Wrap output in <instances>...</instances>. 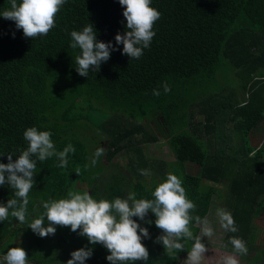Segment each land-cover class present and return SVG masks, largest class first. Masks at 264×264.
Here are the masks:
<instances>
[{"label":"trees","instance_id":"1","mask_svg":"<svg viewBox=\"0 0 264 264\" xmlns=\"http://www.w3.org/2000/svg\"><path fill=\"white\" fill-rule=\"evenodd\" d=\"M151 6L161 15L139 59L116 45L115 35L126 31L119 0H66L55 27L33 39L0 15V163H8V153L16 160L27 148L23 133L33 126L51 132L57 151L68 144L75 148L63 168L55 156L37 160L27 222L21 225L11 215L0 221V242L7 239L3 255L19 234L28 264H66L81 247L93 249L85 264H111L108 250L90 244L79 230L55 226L54 235L40 237L28 224L45 211L44 201L67 198L69 190L83 193L84 183L97 200L130 192L137 199L153 198L167 177L148 183L141 174L148 162L140 146L158 142V136L140 118L157 112L172 158L167 165L196 205L192 215L203 219L215 194L238 228L221 238L233 252L230 238H241L248 252L239 259L264 264V245L259 259L253 239L254 213L264 208V0H151ZM8 9L10 0H0V13ZM89 23L97 40L111 41L117 50L99 72L83 77L76 71L80 50L70 47V33ZM164 83L171 89L167 93ZM100 142L103 162L99 157L93 166ZM120 153L126 156L125 171L113 161ZM13 197L9 185H0V204ZM148 218L155 219L154 213ZM189 242L181 240L183 251L162 253L148 264H185Z\"/></svg>","mask_w":264,"mask_h":264},{"label":"clouds","instance_id":"2","mask_svg":"<svg viewBox=\"0 0 264 264\" xmlns=\"http://www.w3.org/2000/svg\"><path fill=\"white\" fill-rule=\"evenodd\" d=\"M66 0H10V9L0 13L5 19L15 22L17 29H22L26 38L46 36L55 27V17ZM126 19L124 34L115 35L116 45H123L122 54L132 59H139L143 50L148 48L155 35L154 23L161 13L151 6V0H119ZM14 35V34H13ZM72 49H79L75 57L76 71L80 76L88 77L90 72H99L102 62L110 59L112 51L117 50L111 41L97 40V32L92 23L82 30L71 33ZM164 92L171 89L163 84ZM153 95L159 96L160 91L153 89ZM24 139L28 142L16 160L8 153V163H0V185H9L14 193L6 204H0V221L7 220L9 215L23 225L27 222L29 192L34 186V173L37 160L45 161L57 157L58 167H66L69 153L75 148L68 144L62 151H57L51 139L50 131H40L36 127L27 128ZM105 149L99 147L94 153L92 165L104 155ZM35 157V159L33 158ZM7 173V175H5ZM148 176V170H141ZM151 199H137L136 193L130 192L126 197L94 199L87 191L80 193L69 190L67 198L50 199L43 202V209L38 218L33 219L28 227L40 237H47L56 232L55 226L70 227L71 231L87 238L90 244L103 245L109 252L106 259L111 264H135L136 261H148L149 252L142 243L143 238H149L148 228L142 227L133 217L151 224L145 220L150 212L155 215V225L162 230L156 237V242L162 243L166 253L179 252L185 249L181 240L194 241L188 250L185 264H201L208 251L202 237H212L213 227L207 217L193 216L196 205L186 195L182 180L175 174L168 173L167 178L159 182L151 193ZM220 227L225 232L235 233L238 228L231 213L223 208L217 209ZM45 219L47 226H45ZM196 221L202 225L200 235H194L190 223ZM139 230V231H138ZM230 243L234 252L246 255L248 249L245 242L238 237H231ZM226 247V245L224 246ZM93 254L91 247H81L71 252V258L66 264H85L86 259ZM28 255L22 247H10L3 257L5 264H28ZM220 264H239L234 254L223 255Z\"/></svg>","mask_w":264,"mask_h":264},{"label":"rangeland","instance_id":"3","mask_svg":"<svg viewBox=\"0 0 264 264\" xmlns=\"http://www.w3.org/2000/svg\"><path fill=\"white\" fill-rule=\"evenodd\" d=\"M233 83V82H232ZM102 115H105V113H102ZM196 118L200 119V116L197 115ZM141 122L149 124V126L153 129V131L157 134L158 136V142L156 143H149V144H143L141 145L142 153L146 161L148 162V167L147 170L150 173L148 176H146V180L148 183L154 182V181H159L162 179V177L166 176L168 173L173 174V169L170 165H167L168 163L171 162L172 158L171 155L169 154L166 145H165V133L162 130V127L160 123L158 122L159 115L157 112L154 113H149L148 116L142 115L140 118ZM254 141L256 139L259 140L258 135H254L252 138ZM260 141V140H259ZM103 147L104 148V142L96 143L95 149L93 151L95 152L97 148ZM100 161L103 162L102 156L100 157ZM114 162L118 165L119 169L121 171H125V163H126V156L123 153L118 154L115 156L113 159ZM262 164H264V151H263V159L261 161ZM166 166V168H165ZM76 187H80L79 185H76ZM82 188H84L85 191H87V187L85 183L82 185ZM208 190H211L213 192L215 188L212 189V187L206 186ZM220 191L222 192V195L225 193V187L223 185L218 187ZM223 208L221 205L220 200H217L215 198V194L212 196V202H211V207L208 210V213L205 217H207L213 227L214 230V235L212 237H202V242L205 243L206 247L208 248V251L205 253L204 259L202 260L201 264H220V258L223 255H228V254H234L233 251H231V247H228L226 242L221 238L223 236V233L225 232L221 227L219 223V217L217 216V209ZM254 227H253V239H254V244L256 247V251H254L257 256L259 249L264 245V208H257L255 213H254ZM146 220H151V224L145 223V221H140L139 224L142 227L148 228L149 231V238H143L142 237V243L147 246H149V249L151 251H165L163 244L156 242V237L162 234V230L158 229L155 225V219L153 218H148ZM195 227V230L192 229V227ZM190 230L193 232L194 235H200L201 232V227L202 225H198L196 222H191L190 225ZM139 231V230H138ZM221 238V239H220ZM7 239H4L0 242V251L2 248H4L6 244ZM11 245L10 247H17L19 244H21V236L16 234V236L10 240ZM148 241V242H147ZM189 241V240H188ZM191 240L189 244H191ZM194 242V241H193ZM220 242V243H219ZM215 244L220 245V248L222 249H227L226 253L222 254L223 250L218 252L216 255L211 252L213 251V247ZM226 245V247H224ZM9 247V248H10ZM8 248V249H9ZM191 249V248H190ZM189 249V250H190ZM235 255V254H234ZM3 255L0 252V264H5L3 261ZM184 258L186 257L185 255H182ZM237 259H238V255ZM260 259V257H259ZM240 260V259H238ZM241 263V260H240ZM244 263H245V258H244ZM248 264V263H245Z\"/></svg>","mask_w":264,"mask_h":264},{"label":"crops","instance_id":"4","mask_svg":"<svg viewBox=\"0 0 264 264\" xmlns=\"http://www.w3.org/2000/svg\"><path fill=\"white\" fill-rule=\"evenodd\" d=\"M146 220V219H145ZM140 222V221H139ZM159 229V228H158ZM148 242V241H147ZM220 243V242H219ZM146 248L148 249V252H149V259L151 258L152 260H157V258H156V256H158V255H161L162 253H165V251H160V250H158V251H156V252H154V251H151V249H149V246H148V243H147V246H146ZM211 248H213V251H211V252H213L215 255L218 253V252H220V251H222L223 250V252H222V254H224V253H226V251H227V249L225 248V249H222V248H220V245H218V244H215L213 247H211ZM229 249H232V248H229ZM232 251V250H231ZM227 253H228V251H227ZM235 255H238V254H236L235 252H233ZM241 257H243V256H241ZM246 257V256H245ZM258 257V256H257ZM259 258V257H258ZM148 259V260H149ZM238 259H239V256H238ZM241 260V263L244 261V258L242 259H240ZM240 260H238L239 261V264H240ZM257 260H259V259H257ZM179 261V260H178ZM157 263V262H156ZM136 264H148V261H143V260H140V261H136ZM249 264H262L261 262H257V263H249Z\"/></svg>","mask_w":264,"mask_h":264}]
</instances>
